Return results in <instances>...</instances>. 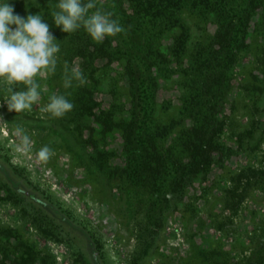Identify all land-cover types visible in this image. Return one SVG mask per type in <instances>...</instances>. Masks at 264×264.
<instances>
[{"label": "rangeland", "instance_id": "1", "mask_svg": "<svg viewBox=\"0 0 264 264\" xmlns=\"http://www.w3.org/2000/svg\"><path fill=\"white\" fill-rule=\"evenodd\" d=\"M250 1L95 0L123 29L97 43L121 51H96L87 70L75 33L54 25L53 0H10L22 17L43 15L60 51L55 71L36 77L41 99L30 110L9 109L0 82V254L9 264H264V0L254 10ZM228 22L230 39L218 45ZM73 69L85 82L65 87ZM53 93L74 105L63 117L44 111ZM205 115L206 135L214 129L212 141L230 150L172 189L176 165L189 161L184 139ZM130 118L131 146L119 122ZM149 143L164 159L156 190L134 173Z\"/></svg>", "mask_w": 264, "mask_h": 264}, {"label": "clouds", "instance_id": "2", "mask_svg": "<svg viewBox=\"0 0 264 264\" xmlns=\"http://www.w3.org/2000/svg\"><path fill=\"white\" fill-rule=\"evenodd\" d=\"M93 9L95 11L90 12ZM51 17L62 32L72 34L83 28L98 43L123 30L110 12L97 7L95 0H58ZM56 41L40 12L22 17L14 12L10 0H0V82L7 85L10 93L6 101L9 109L21 113L39 103L41 85L36 77L55 71L60 51ZM73 79L85 82L83 73L73 69L65 80V87H70ZM17 85H23V88L14 90ZM73 107L66 95L53 93L44 111L53 117H63ZM16 133L22 135L25 146H31L30 137L23 129L17 128ZM50 153L49 147L43 146L38 156L46 160Z\"/></svg>", "mask_w": 264, "mask_h": 264}, {"label": "trees", "instance_id": "3", "mask_svg": "<svg viewBox=\"0 0 264 264\" xmlns=\"http://www.w3.org/2000/svg\"><path fill=\"white\" fill-rule=\"evenodd\" d=\"M42 3V2H41ZM259 4L258 0H251L249 2V8L254 10ZM45 7V4H42ZM48 6H51L50 12L55 10L56 2L53 0V3L46 4ZM250 12L246 15H244L242 18L243 20H246L250 16ZM245 28V27H244ZM234 29L233 23L228 22L225 26L218 25L217 28V41L218 45L222 44L224 40L230 39V32ZM244 30V29H243ZM243 36H240L238 39V42L241 43L243 41ZM71 41L74 42L73 49L80 50L85 63H87V70L89 68L90 62L95 59V53L96 51H101L102 54L105 56H114L116 53L121 51L120 47H116L115 50L107 51L103 43L98 44L97 42L93 41L91 37L87 34V32L81 28V30H78L75 32V37L70 38ZM72 42V43H73ZM105 44H109V39L106 37L104 40ZM99 52V53H101ZM231 56L227 57L226 61L230 59ZM221 81V74L215 75L214 77L208 79V81L205 83V85L209 87H205L207 89V92H210L208 88H210L211 83L212 84H219ZM219 104V99L217 100H211L210 104L207 106V114L211 115V112L214 111L215 108H217ZM104 114L107 113L106 111L103 112ZM206 116H204L203 121L196 127L193 128V133H190V135L184 139V148L188 150L187 158L189 157V161L187 163H183L181 165H176V175L174 177V182L172 183V189L175 188V186L179 185L186 179H188L192 173V171L199 168L200 164L205 163V161H209L211 154L216 152L218 155H221L224 153V151L230 150L229 148L222 146L218 144L217 142L212 141V135L214 132V129H210L211 133L210 135H206ZM111 120L109 117L105 120L108 121ZM122 124L126 126V129H123V137L125 138V141L130 146L133 144V139H131V127L134 122L133 118H130L127 121L120 120ZM208 122V121H207ZM210 124V122L208 123ZM204 128H206L204 130ZM207 136V138L205 137ZM145 154H144V161H141L138 163V168L135 167L134 173H137V176H143V178H150L151 182V188L152 190L158 189L159 186V180L164 168V159L156 152V147L153 143H149V146L145 148ZM204 166V165H203ZM17 243L24 244L23 241L18 240ZM29 257H21L19 258L18 262L15 261L16 264H27ZM8 258L5 254L1 252L0 254V264H9L7 261Z\"/></svg>", "mask_w": 264, "mask_h": 264}]
</instances>
